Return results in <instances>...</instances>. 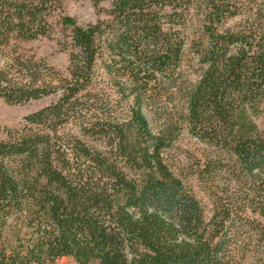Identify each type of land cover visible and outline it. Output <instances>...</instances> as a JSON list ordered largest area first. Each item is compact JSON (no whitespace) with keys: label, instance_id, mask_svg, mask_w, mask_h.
<instances>
[{"label":"trees","instance_id":"trees-1","mask_svg":"<svg viewBox=\"0 0 264 264\" xmlns=\"http://www.w3.org/2000/svg\"><path fill=\"white\" fill-rule=\"evenodd\" d=\"M52 1L0 0V98L56 96L0 139V264H264V0H111L110 19L63 16L67 75L20 46L47 34ZM195 8L203 67L187 82L177 71ZM100 60L117 99L97 85ZM172 95L179 122L239 178L209 217L164 157L179 123L146 115Z\"/></svg>","mask_w":264,"mask_h":264},{"label":"rangeland","instance_id":"rangeland-1","mask_svg":"<svg viewBox=\"0 0 264 264\" xmlns=\"http://www.w3.org/2000/svg\"><path fill=\"white\" fill-rule=\"evenodd\" d=\"M257 2L259 1L245 0V6L254 5ZM110 3L111 0H53L51 7L47 10V34L38 35L32 40L21 42L20 46L27 55L40 58L54 67L55 70L67 75L72 47L69 31L61 24V18L70 16L80 25H87L98 20H107L110 19L107 13ZM201 19L199 9L195 8L190 11L185 29L187 42L183 48L180 67L177 71L179 78L187 82L195 81L203 67L193 46L194 43H192V41L197 42L199 40ZM238 20L239 17L228 19L225 27L235 24ZM96 75L98 87L117 99V94L114 95L113 81L106 74L102 60L97 63ZM171 97V100L163 97L156 99L154 104L147 107L146 115L151 125L163 124L168 116L179 123V130L164 151V157L175 173L189 186L199 200L205 215L209 217L213 205L219 197L227 199L234 193L240 194L238 192L240 187L239 178L230 169L227 155L222 154L218 148L211 147L199 140L188 131L183 122H179L181 121L179 112H181L182 103L178 96L172 95ZM55 100V95H49L23 104L10 105L0 98V139L6 137L7 129L22 127L24 124L23 117L26 114ZM113 108L121 115H124L127 111L124 101L114 105ZM254 120L260 127H263L264 111L255 116ZM94 142L100 146L103 145L102 141L94 140ZM207 157L216 163L212 168L205 169L204 165ZM256 238H253L251 244L254 247H257ZM259 248L264 249L263 247ZM253 262L254 259L252 258L245 260V264H253ZM55 264H76V262L72 257L64 256L57 259Z\"/></svg>","mask_w":264,"mask_h":264}]
</instances>
